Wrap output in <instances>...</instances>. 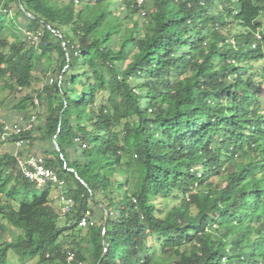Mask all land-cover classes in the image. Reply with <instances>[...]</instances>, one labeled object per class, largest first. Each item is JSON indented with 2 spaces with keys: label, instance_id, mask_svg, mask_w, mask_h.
Instances as JSON below:
<instances>
[{
  "label": "trees",
  "instance_id": "obj_1",
  "mask_svg": "<svg viewBox=\"0 0 264 264\" xmlns=\"http://www.w3.org/2000/svg\"><path fill=\"white\" fill-rule=\"evenodd\" d=\"M137 1H1L0 91L36 122L0 141H26L0 151V264H264V0Z\"/></svg>",
  "mask_w": 264,
  "mask_h": 264
},
{
  "label": "built area",
  "instance_id": "obj_2",
  "mask_svg": "<svg viewBox=\"0 0 264 264\" xmlns=\"http://www.w3.org/2000/svg\"><path fill=\"white\" fill-rule=\"evenodd\" d=\"M143 0H138L137 5H141ZM141 15L144 16V12H141ZM30 40L31 43H37V35L25 32L24 33ZM52 82L51 79L48 80V84ZM34 107H38V100L35 98L33 100ZM36 122V114L33 113L29 116L27 120H20L17 122H6L0 119V141L6 143L9 141L12 135H19L26 131L31 130ZM26 141L24 139H18L12 142L15 149L21 148ZM17 163L24 175V177L30 182H34L38 186H43L45 184H52L56 189L61 190L64 186V182L60 180L53 170L48 169L44 165V161L41 157H30L27 160H22L18 155L16 156ZM58 213L59 215H64L69 213L71 208L74 205L72 198L65 196L62 192L58 194ZM87 213L83 215L78 223L80 227H85L87 225H93V222H88ZM66 264H86L80 261L75 262L73 254H68L66 258Z\"/></svg>",
  "mask_w": 264,
  "mask_h": 264
},
{
  "label": "rangeland",
  "instance_id": "obj_3",
  "mask_svg": "<svg viewBox=\"0 0 264 264\" xmlns=\"http://www.w3.org/2000/svg\"><path fill=\"white\" fill-rule=\"evenodd\" d=\"M2 1V0H1ZM1 1H0V11H1ZM10 7V10L7 12V18L3 20V24L6 25V31H5V35L8 36L9 40H15V38L10 34V33H16V29L17 28H20L19 26H15V22L14 21H10L11 17L15 15L16 13V6H15V3H11L9 5ZM3 12V11H2ZM259 21L261 23V26H262V30L264 31V11L260 14L259 16ZM23 28H21L22 30ZM237 29V28H236ZM18 38H22V36L19 34L18 35ZM40 69V67H39ZM34 75L37 76V78H40V74L38 72H35ZM51 77V76H49ZM53 77V76H52ZM41 82H38V81H34L33 82V89L36 90V89H40L41 88ZM34 90L32 91L31 95L32 96H36V92H34ZM17 96V93H10L9 91H0V119L1 120H8V121H17L20 119V116L21 114H18L16 112H14L11 107H12V104L14 102V97ZM261 99L263 100L264 99V85L262 87V90H261ZM43 108H41L40 110H42ZM39 122V121H38ZM39 125V124H37ZM43 147V145H42ZM29 148V147H28ZM40 148V145L37 144V145H34L32 147L31 150V154H33V152H36L37 149ZM0 151H9V152H12L14 153L15 152V148L10 145V144H0ZM210 181H214V182H222L223 181V177H220V176H212L210 178ZM44 188L42 186H39L37 192L40 193ZM56 189H53L52 188V191H51V195L52 193H55ZM159 203H161L159 201ZM176 202L175 201H165V202H162V204L159 205V207L164 210V209H168L170 208L171 206L175 205ZM104 207H101V210H103ZM166 209V210H167ZM95 215L100 218L101 216V213L97 210H95ZM9 233L8 231L5 232L3 234V237L4 238H9ZM157 245V243H156ZM36 260H31V261H27V262H24V263H19L11 254L8 255V263L7 264H10L9 262L13 263V264H30V263H34Z\"/></svg>",
  "mask_w": 264,
  "mask_h": 264
},
{
  "label": "water",
  "instance_id": "obj_4",
  "mask_svg": "<svg viewBox=\"0 0 264 264\" xmlns=\"http://www.w3.org/2000/svg\"><path fill=\"white\" fill-rule=\"evenodd\" d=\"M26 15L29 16V17H31L29 14H26ZM54 139H55V137L53 138V146H54L55 150H56L57 152H59V147H58V145H57V143L55 142ZM103 212H104L105 220H106L107 217H108V213H107V211H106L105 208L103 209ZM103 227H105V223H103Z\"/></svg>",
  "mask_w": 264,
  "mask_h": 264
},
{
  "label": "crops",
  "instance_id": "obj_5",
  "mask_svg": "<svg viewBox=\"0 0 264 264\" xmlns=\"http://www.w3.org/2000/svg\"><path fill=\"white\" fill-rule=\"evenodd\" d=\"M57 195H58L57 191H55V193H52L53 205L58 210L59 204H58V200H57Z\"/></svg>",
  "mask_w": 264,
  "mask_h": 264
}]
</instances>
